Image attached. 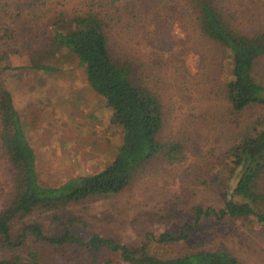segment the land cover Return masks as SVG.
Here are the masks:
<instances>
[{"label": "rangeland", "instance_id": "1", "mask_svg": "<svg viewBox=\"0 0 264 264\" xmlns=\"http://www.w3.org/2000/svg\"><path fill=\"white\" fill-rule=\"evenodd\" d=\"M47 1L54 10L62 6L69 14L83 5L82 0ZM218 3L228 25L245 31L264 26V0ZM167 4L161 9L166 21L156 16L130 21L128 28L111 34V45L113 52L140 62L141 79L165 106L163 137L185 139L186 159L176 164L155 160L140 168L119 196L91 198L68 212L79 217L77 230L85 237L99 232L138 247L148 234H177L184 228L188 240L169 246L151 241L149 248L163 257L224 248L243 264H264L263 223L255 218L218 222L209 217L195 224L192 212L199 205L223 207L226 186H232L239 173V169L231 171L224 154L256 127L264 107L253 105L232 112L223 94V86L231 78V54L200 36L194 26L188 28L189 36L185 34L183 27L193 21L191 11L181 1ZM159 42L169 50H163ZM24 60L14 57L17 64ZM52 64L58 74L12 70L6 74V85L36 153L40 183L59 186L73 177L94 175L112 163L122 147L123 130L112 123L107 100L89 86L76 57L62 51ZM256 69L262 78L264 57ZM11 171L0 145V210L13 192ZM34 219L54 228L44 212ZM32 248L42 264H87V253L76 246L66 251L41 244ZM100 257L104 264L109 260L111 264H132L110 253Z\"/></svg>", "mask_w": 264, "mask_h": 264}, {"label": "trees", "instance_id": "2", "mask_svg": "<svg viewBox=\"0 0 264 264\" xmlns=\"http://www.w3.org/2000/svg\"><path fill=\"white\" fill-rule=\"evenodd\" d=\"M82 1L69 14L62 6L54 10L47 0H0V145L12 167L13 182L12 195L0 210V264H42L32 248L35 244L65 251L76 246L87 253V264H104L101 253L132 264H243L224 248L175 257H163L149 248L151 241L169 246L188 240L184 228L177 234H148L138 247L99 232L85 237L77 230L79 217L68 210L91 198L119 196L131 185L135 173L155 160L176 164L186 159L185 139L163 137L165 106L141 79L140 62L113 52L114 31L119 34L130 21L151 16L166 21L162 5L185 3L193 21L183 27L184 33L194 26L200 36L231 54V78L223 86V94L232 112L240 113L249 106L264 107V76L256 74L264 57V26L245 31L228 25L218 0ZM178 16L181 14L176 19ZM159 45L169 50L161 42ZM62 51L77 58L89 86L107 100L112 123L123 130V143L115 160L98 173L46 186L39 181L37 156L6 85V74L18 69L58 74L52 62ZM14 57L26 60L17 64ZM255 124L224 154L231 171L239 169V173L232 186H226L223 207L195 206V224L209 217L218 222L255 218L264 224V116ZM40 212L46 213L54 228L34 219Z\"/></svg>", "mask_w": 264, "mask_h": 264}]
</instances>
